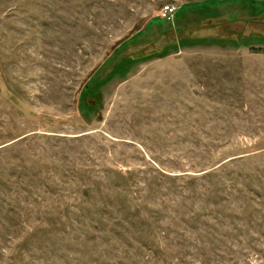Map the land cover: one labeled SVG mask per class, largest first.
<instances>
[{
  "label": "rangeland",
  "instance_id": "rangeland-1",
  "mask_svg": "<svg viewBox=\"0 0 264 264\" xmlns=\"http://www.w3.org/2000/svg\"><path fill=\"white\" fill-rule=\"evenodd\" d=\"M0 264H264V0H0Z\"/></svg>",
  "mask_w": 264,
  "mask_h": 264
},
{
  "label": "built area",
  "instance_id": "built-area-1",
  "mask_svg": "<svg viewBox=\"0 0 264 264\" xmlns=\"http://www.w3.org/2000/svg\"><path fill=\"white\" fill-rule=\"evenodd\" d=\"M177 13V8L175 6L167 5L161 11V19L166 21H172L175 14Z\"/></svg>",
  "mask_w": 264,
  "mask_h": 264
},
{
  "label": "trees",
  "instance_id": "trees-1",
  "mask_svg": "<svg viewBox=\"0 0 264 264\" xmlns=\"http://www.w3.org/2000/svg\"><path fill=\"white\" fill-rule=\"evenodd\" d=\"M163 20V19H162ZM164 21V20H163ZM166 21V20H165ZM166 22H168V21H166ZM92 104L94 105L95 104V102L94 101H92Z\"/></svg>",
  "mask_w": 264,
  "mask_h": 264
}]
</instances>
